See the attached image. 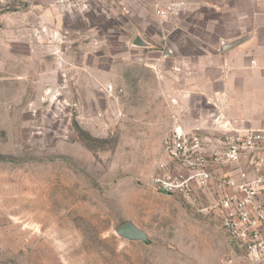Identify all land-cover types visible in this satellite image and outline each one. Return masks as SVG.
I'll use <instances>...</instances> for the list:
<instances>
[{"label":"rangeland","instance_id":"374dc122","mask_svg":"<svg viewBox=\"0 0 264 264\" xmlns=\"http://www.w3.org/2000/svg\"><path fill=\"white\" fill-rule=\"evenodd\" d=\"M226 125L264 129V0H0V264L242 262L212 194L152 185Z\"/></svg>","mask_w":264,"mask_h":264},{"label":"built area","instance_id":"2783aa9c","mask_svg":"<svg viewBox=\"0 0 264 264\" xmlns=\"http://www.w3.org/2000/svg\"><path fill=\"white\" fill-rule=\"evenodd\" d=\"M221 128L215 140L201 127L175 128L164 141L166 159L152 185L187 201L212 194L203 211L219 222L242 261L224 264H264V129Z\"/></svg>","mask_w":264,"mask_h":264},{"label":"water","instance_id":"95a60500","mask_svg":"<svg viewBox=\"0 0 264 264\" xmlns=\"http://www.w3.org/2000/svg\"><path fill=\"white\" fill-rule=\"evenodd\" d=\"M238 44L237 42L226 44L224 46V50H229L235 45ZM134 45L139 46V47H147L148 45L142 41L140 37H137L134 41ZM171 52L168 50L167 55H170ZM115 233L118 237L125 241L129 242H139L143 244H149L150 243V238L148 234L140 228L136 223L134 222H127L121 226H119L116 230Z\"/></svg>","mask_w":264,"mask_h":264},{"label":"crops","instance_id":"0c3cea01","mask_svg":"<svg viewBox=\"0 0 264 264\" xmlns=\"http://www.w3.org/2000/svg\"><path fill=\"white\" fill-rule=\"evenodd\" d=\"M237 42V41H236ZM242 42H244V40L242 39V40H240V41H238V44L237 45H239V44H241ZM237 45H235L234 47H236ZM225 46V45H224ZM234 47H232V48H234ZM231 48V49H232ZM224 49V48H223Z\"/></svg>","mask_w":264,"mask_h":264}]
</instances>
